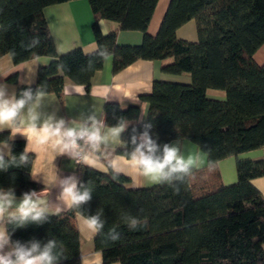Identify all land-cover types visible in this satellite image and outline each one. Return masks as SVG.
<instances>
[{
  "label": "trees",
  "instance_id": "obj_1",
  "mask_svg": "<svg viewBox=\"0 0 264 264\" xmlns=\"http://www.w3.org/2000/svg\"><path fill=\"white\" fill-rule=\"evenodd\" d=\"M71 1L75 0H0V58L9 55L15 64L51 58L30 87L43 85L58 98L68 81L88 90L104 63L85 55L82 48L57 53L44 10ZM88 1L95 43L112 53L114 73L138 60L173 59L163 71L192 78L191 85L155 82L152 94L141 97L149 104L144 122H139L140 105L122 109L112 103L104 106L106 122L112 125L121 117L131 121L125 140L133 127L142 131L143 124L151 123V134L159 143L180 138L208 157V166L194 169L179 192L166 184L130 189V180L123 175L113 179L110 173L80 167L79 178L94 189L83 209L89 214L101 209L105 231L120 224L118 241L95 237L103 264H264V198L251 183L264 176V162L238 160V180L231 186L224 185L219 171L220 161L264 148V64L254 58L264 46V0H171L156 36L148 27L159 0ZM100 21L117 23L118 29L104 34ZM190 21L196 22L197 42L177 38V31ZM119 31L142 32L143 44L119 45ZM35 35L40 37L39 46L25 50L21 41ZM28 87L19 86L17 92ZM209 90L224 92L225 100L210 99ZM8 139V132L0 133V141ZM24 149V142H12L13 154ZM29 155L27 167L0 172V187L14 188L17 197L41 190L31 181L34 156ZM125 212L146 220V226L129 230L119 221ZM74 220V212L67 211L41 225L16 229L12 238L42 242L55 238L69 256L61 264H81L82 242Z\"/></svg>",
  "mask_w": 264,
  "mask_h": 264
},
{
  "label": "clouds",
  "instance_id": "obj_2",
  "mask_svg": "<svg viewBox=\"0 0 264 264\" xmlns=\"http://www.w3.org/2000/svg\"><path fill=\"white\" fill-rule=\"evenodd\" d=\"M20 29L23 31L22 26ZM39 44V35L29 37L26 43L21 41L25 50L36 48ZM56 49L63 54V42H56ZM84 54L98 57L102 62L112 58V53L99 47L84 51ZM40 64L39 58L35 57L26 65L29 82ZM88 67H92V59H89ZM11 73L0 70V77L6 78ZM76 91L79 92V89ZM52 106L53 102L43 85L35 90L29 86L17 92L7 83H0V131L7 129L11 133L8 140L0 141V172L13 167H27L31 162L29 153L34 152L30 146L35 138L37 143L45 145L56 156H67L78 164L110 173L113 179L127 175L134 186H139V181L143 179L153 184H166L179 192V185L192 178L202 158L199 153L186 154L180 138L159 143L151 134V123L143 124L142 131L133 127L130 139L125 140L123 134L132 123L126 118L121 117L117 123L110 125L105 116L94 109L68 119L58 115V108L49 111ZM142 115L147 116L143 110ZM17 134L28 141L19 155L13 154L9 143ZM121 148L123 152L118 151ZM42 174L46 187L40 192L33 190L17 197L14 188L0 187V264H61L62 260L68 259L63 242L55 238L46 242L36 238L28 241L12 238L16 229L30 224L41 225L64 211L74 212L75 227L81 236L92 239L103 236L105 242L120 239V224L105 231L107 220L103 211L98 209L95 214H89L83 209L92 199L94 189L90 182H82L75 174L62 177L58 171L54 173V179L46 173ZM31 175L33 179H40L41 176L35 172ZM251 183L264 196V184H258L256 180ZM53 187L58 189L55 201H44L45 193L51 192ZM119 221L132 231L146 226V220L128 212L122 213ZM80 253L81 264H102L99 252H86L81 248Z\"/></svg>",
  "mask_w": 264,
  "mask_h": 264
},
{
  "label": "crops",
  "instance_id": "obj_3",
  "mask_svg": "<svg viewBox=\"0 0 264 264\" xmlns=\"http://www.w3.org/2000/svg\"><path fill=\"white\" fill-rule=\"evenodd\" d=\"M170 2L171 0L158 1L148 27V33L151 36H156L158 34ZM44 15L53 37L55 47L56 42H63V54L77 48H82L87 52L97 47L93 33L95 19L88 0H75L49 6L45 8ZM99 27L104 34H108L116 31L118 29V24L110 21H100ZM177 38L188 42H197L198 33L196 22L190 21L181 27L177 31ZM143 41L144 34L139 31H119L117 36V43L122 46H140L143 44ZM254 58L259 65L264 64V46L257 52ZM39 60L42 64L36 67L35 73L31 76L29 82L28 69L25 67L30 60L21 64H15L9 55L3 56L0 58V70H7L12 73L6 78L0 77V83H7L10 88L14 87L16 90H18L19 86L35 85L37 83L40 67H47L52 61L49 57H41ZM173 61V59L162 61L138 60L122 71L114 73L112 57L110 61L104 62L103 67L95 73L91 81V87L88 90L84 86L73 84L68 81L65 86V89L68 91L66 92L64 89L62 98H58L54 94H48L53 102V106L49 111L58 108V115L72 119L77 118L81 112L90 113L94 109L98 114L104 115L103 110L107 103L117 104L122 109H127L132 105H140L141 111L139 122H144L147 116L142 115V110L147 115L149 104L146 101H142L141 97L152 94L155 82L178 83L185 85L192 84V78L189 74L171 75L163 71V69L166 66L171 65ZM77 89H79V92L76 91ZM80 93L83 94L81 95ZM208 97L213 100L223 101L225 100V93L222 91L209 90ZM5 132H8L10 136V130L6 129L0 131V133ZM14 141L24 142L25 147L28 143L25 137L17 134L16 137L9 142L11 150L12 142ZM181 141L183 142L186 154L191 152L194 154L199 153L201 155L202 158L198 162V167L196 169H202L208 166V157L205 153L190 141ZM30 148L34 149V152L29 153L34 156L31 172L41 174L40 179H33L31 175V181L41 186L40 191H43L46 187L43 182L42 173H46L52 179H54V173L56 171H58L59 175L62 177L72 174L80 177V167L76 165L74 160H71L67 156H56L45 145L37 143L35 138L33 139V144ZM238 160L264 162V148L242 154L238 156V158L231 157L220 161L219 171L225 186H231L237 182ZM124 162L127 163L126 160ZM83 166L84 165L81 167ZM123 176L129 178L130 183L128 184V188L130 189L150 188L157 185L141 179L139 181V186H134L129 176ZM255 180L258 184H264V176ZM57 194L58 189L53 187L51 192L45 193L43 199L46 202H54ZM262 197L264 198V196ZM65 212L67 211H64L63 213ZM81 242V248L86 252H99L95 247V238L92 239L81 236ZM99 253L102 256L101 252Z\"/></svg>",
  "mask_w": 264,
  "mask_h": 264
},
{
  "label": "built area",
  "instance_id": "obj_4",
  "mask_svg": "<svg viewBox=\"0 0 264 264\" xmlns=\"http://www.w3.org/2000/svg\"><path fill=\"white\" fill-rule=\"evenodd\" d=\"M75 161V160H74ZM75 163H76V165L77 166H79V167H81L82 166V164H78L76 161H75Z\"/></svg>",
  "mask_w": 264,
  "mask_h": 264
}]
</instances>
